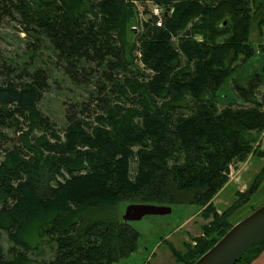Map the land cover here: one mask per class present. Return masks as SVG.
I'll list each match as a JSON object with an SVG mask.
<instances>
[{
    "label": "trees",
    "instance_id": "trees-1",
    "mask_svg": "<svg viewBox=\"0 0 264 264\" xmlns=\"http://www.w3.org/2000/svg\"><path fill=\"white\" fill-rule=\"evenodd\" d=\"M125 1L0 0V18L32 28L64 61L72 83L90 84L92 64L101 79L87 104L96 123L81 106L54 129L37 109L47 87L39 59L29 66L6 59L0 64V231L13 246L12 258L0 255V264H29L25 255L36 250L30 230L52 245L44 264L117 263L136 250L139 234L115 213L88 219L120 203L204 208V218L212 219L202 237L184 252L172 250L177 262L193 264L230 229L227 219L264 176L263 167L249 189L217 213L212 198L227 182L229 166L250 154L264 156L253 149L264 131V95L254 98L261 77L234 85L242 103L220 108L217 101L221 84L253 55V24L264 34V5L144 0L168 14L160 27L146 25L140 35L145 69L133 73L124 30L132 10ZM92 6L96 13L88 16ZM7 131L17 138L12 147ZM263 250L264 238L235 264H249Z\"/></svg>",
    "mask_w": 264,
    "mask_h": 264
},
{
    "label": "rangeland",
    "instance_id": "rangeland-1",
    "mask_svg": "<svg viewBox=\"0 0 264 264\" xmlns=\"http://www.w3.org/2000/svg\"><path fill=\"white\" fill-rule=\"evenodd\" d=\"M148 2L149 1L144 0L125 1V3L129 5V8L132 10L131 17L124 28L126 53L129 54L127 57L132 58L129 65H127L129 71L137 69V71L141 73V71H144L145 69L140 60L138 40L140 35L145 32L146 28L151 27L154 22L152 16L150 15L151 7ZM260 3L264 5V0H256V4L260 5ZM115 5L117 4L115 3ZM93 7L94 6L91 7L90 11L86 12L88 16L95 15L96 12H94ZM117 13L119 14V12ZM146 25L148 26L146 27ZM261 29L262 33H264V27ZM194 38L201 40V36L199 35H195ZM176 39V37L172 38L171 42L176 43ZM37 42H39V45ZM36 43L38 46L36 54L33 53V56H31L29 53H31L34 47L30 46H33ZM248 43L253 47V55L251 56V59H249V64H243L237 68L235 72L228 79H226L223 84H221L217 91V101L220 108L229 103H242L239 99H237L234 85L238 83L241 86H245L246 80L252 76L256 77V81H258L260 77L261 81H263L262 85L258 86V89L255 91L254 98L258 101L261 99V96L264 95V34H262V36L259 35L258 28H256L255 24L251 27ZM49 47V44H42V41H39L32 28L24 30L19 22L6 15H2L0 18V64H2L4 59H6V61L9 60L11 64L19 62L23 65L25 64L24 66H29L30 64L32 65L33 62L36 63V59H39L36 66L45 72L47 87L43 92L37 109L48 119L49 124L52 125L54 129H61L65 123L64 120L66 113L72 110L80 111L81 106H84L85 116H89L90 120H92L95 124L97 120H95L96 117H93L92 115L93 106L92 104L90 106L87 104L90 102L91 94H94V81H101L99 75H96L99 71H94V64L89 65V71L93 75L90 80V84L85 85L81 83L76 85L70 81L67 72L65 73L63 68L64 64L62 63L64 61L59 59ZM29 48L30 51H28ZM239 61L241 62L242 60H238L237 63H239ZM255 73L256 75H254ZM126 77H128V75ZM120 79H122L121 75ZM6 133L9 138L8 146L12 147L16 145V141L14 140L16 138L15 133L12 131H7ZM262 133H260V135H262ZM260 135H257L258 141L253 143V149L255 152L259 151L258 145L260 142ZM253 155H255V153ZM260 157L264 158V156ZM234 167H238V162L232 163L229 166V174L230 172L235 171ZM233 175H235V172H233ZM263 179L264 176L260 182H262ZM126 205L127 203H120L115 209L102 210V213L99 214L97 211H94L91 213L89 219L87 217L86 218L88 220L99 218L103 219V217L107 218L111 214L115 213L118 214L119 219L123 221L122 215ZM165 206L171 207V213L163 216L148 215L143 217L141 220L128 222L129 225L139 234L136 245L137 248L128 257L120 259L114 264H184L183 262L181 263L176 261L172 250L181 251L179 249H182V252H184L186 250L185 237L187 235V231H191L190 236H194L195 239L202 237L199 232L201 225L205 223V221L209 223L212 218L208 216L207 220L204 221V217L202 218L199 215L197 218L187 219L189 216L195 215V213L199 210L198 205L196 204H173ZM28 233V239L31 240V243L34 245L36 250L30 251L28 255H25V257L28 259L29 264H44L45 261L51 259V243L47 238H36L35 230H30ZM163 235H169V240H161ZM162 241L164 242L162 243ZM172 241L179 249L173 246ZM166 243H168L169 247L170 245L172 246L169 250ZM12 248L13 246L7 240L5 232L3 230L0 231V255L4 259L12 258V255L9 253ZM145 248H147V250H145ZM153 248L156 251L154 256H152L151 253ZM14 249L16 250L17 248L14 247ZM251 254L252 252H250L247 257Z\"/></svg>",
    "mask_w": 264,
    "mask_h": 264
},
{
    "label": "water",
    "instance_id": "water-1",
    "mask_svg": "<svg viewBox=\"0 0 264 264\" xmlns=\"http://www.w3.org/2000/svg\"><path fill=\"white\" fill-rule=\"evenodd\" d=\"M171 207L147 203H129L122 220L131 222L148 215L163 216ZM264 238V204L254 209L230 229L193 264H235L253 245Z\"/></svg>",
    "mask_w": 264,
    "mask_h": 264
},
{
    "label": "crops",
    "instance_id": "crops-1",
    "mask_svg": "<svg viewBox=\"0 0 264 264\" xmlns=\"http://www.w3.org/2000/svg\"><path fill=\"white\" fill-rule=\"evenodd\" d=\"M249 62L250 61L248 60L245 64L248 65ZM260 136L261 137H260L258 149L259 151L264 152V131ZM263 166H264V158H261L260 156H256L253 154L249 155L246 158V160H244L243 162L241 163L238 162V167L237 168L234 167L235 171H233L235 172V175H233V172H230V174L228 175L227 182L212 198V204L215 210L217 211V213H222L227 208H229L236 201L238 193H243L249 189V187L254 182L256 176L259 174ZM262 204H264V179L262 180V182H260L259 186L257 187L256 191L252 194V196H250L248 200L244 202L240 208H238L233 214L229 216V218L227 219L228 223H230L231 225L237 223L242 218L247 216L250 212H252V210L256 209ZM198 208L199 210L195 213V215L189 216L187 219L195 218V217L197 218L199 215L200 217L203 218L204 208H201L199 206ZM203 220L205 221L207 220V218H203ZM205 224H207L206 221L201 225L199 229L201 235H202V227ZM190 232L187 231L186 237L184 236L185 242L186 244L194 246L196 242L194 241V236H190ZM169 238H170L169 235H163L161 240L162 239L169 240ZM163 242L164 241H162V243ZM172 244L174 247L178 248L173 243V241ZM166 246L168 250L170 247H172L171 245L169 247L168 243H166ZM154 248L151 250L152 256H154L156 252ZM145 250H147V248H145ZM179 250L182 251V249ZM249 264H264V250Z\"/></svg>",
    "mask_w": 264,
    "mask_h": 264
},
{
    "label": "built area",
    "instance_id": "built-area-1",
    "mask_svg": "<svg viewBox=\"0 0 264 264\" xmlns=\"http://www.w3.org/2000/svg\"><path fill=\"white\" fill-rule=\"evenodd\" d=\"M149 6L151 7V16L154 20V24L156 27H160L163 22V16L164 14L168 13V10H165L164 7L158 6L155 4H152L151 2H148Z\"/></svg>",
    "mask_w": 264,
    "mask_h": 264
}]
</instances>
